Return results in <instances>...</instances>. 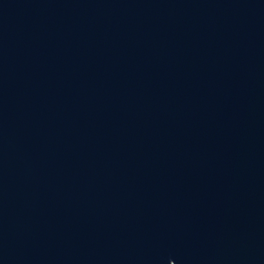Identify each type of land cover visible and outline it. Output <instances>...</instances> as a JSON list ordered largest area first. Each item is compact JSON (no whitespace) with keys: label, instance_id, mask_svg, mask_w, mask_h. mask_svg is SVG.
<instances>
[{"label":"water","instance_id":"95a60500","mask_svg":"<svg viewBox=\"0 0 264 264\" xmlns=\"http://www.w3.org/2000/svg\"><path fill=\"white\" fill-rule=\"evenodd\" d=\"M0 264H264V0H0Z\"/></svg>","mask_w":264,"mask_h":264}]
</instances>
